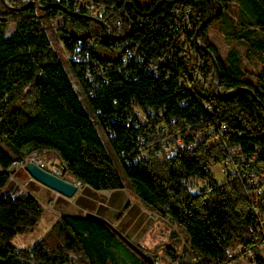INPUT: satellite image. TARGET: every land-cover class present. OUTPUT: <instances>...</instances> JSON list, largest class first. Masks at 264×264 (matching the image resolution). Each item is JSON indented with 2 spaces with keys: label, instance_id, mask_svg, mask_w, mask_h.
Listing matches in <instances>:
<instances>
[{
  "label": "trees",
  "instance_id": "trees-1",
  "mask_svg": "<svg viewBox=\"0 0 264 264\" xmlns=\"http://www.w3.org/2000/svg\"><path fill=\"white\" fill-rule=\"evenodd\" d=\"M29 1L7 0L13 8L0 0V264H147L106 224L86 213L60 215L31 246L17 247L12 238L35 228L44 208L30 191L2 189L14 161L34 151L56 154L70 177L92 188L116 189L126 183L180 230L182 238L171 232L164 246L175 264H228L237 256L228 255L231 246L241 249L238 255L250 254L256 264H264V70L254 80L243 78L237 53L230 51L224 60L209 41L210 21L198 29L219 4L223 10L215 18L226 17L227 0H150L146 5L93 0L103 5L95 14L74 10L73 0ZM179 3L190 5L196 18L191 44L195 47L197 40L203 46L202 80L191 74L190 62L179 59L181 48L170 38L169 23ZM246 3L248 10L240 8L224 36L264 56V0ZM61 13L60 36L90 112L40 19ZM88 15L102 19L106 27ZM184 45L183 52L188 50ZM126 49L135 51L128 61L123 60ZM208 50L219 66V87ZM158 57L166 62L158 63L155 73L149 63ZM240 86L254 96L244 89L223 96ZM132 101L144 111L142 120L133 113ZM220 123L229 129L220 131ZM97 124L109 130L107 141L122 164L125 182ZM161 126L182 138L165 156L154 151ZM195 133L200 134L196 140ZM237 146L240 150L233 152ZM241 154L247 157L229 165L224 181L213 178L214 164ZM247 172L257 174L261 194L250 191ZM194 177L201 180L198 190L191 189Z\"/></svg>",
  "mask_w": 264,
  "mask_h": 264
},
{
  "label": "rangeland",
  "instance_id": "rangeland-1",
  "mask_svg": "<svg viewBox=\"0 0 264 264\" xmlns=\"http://www.w3.org/2000/svg\"><path fill=\"white\" fill-rule=\"evenodd\" d=\"M136 1L141 5H146L148 4L150 0H136ZM227 3H228L227 7L224 8V12L227 14V16L221 17L218 19L214 17L213 19L210 20L209 25H208V30H207V37L209 41L214 44L219 56L222 59L225 60L227 57V54L230 51H234L235 53H237L240 66L245 71L243 78L254 80L256 78V75L264 70V56L261 55L260 53H256L250 50L244 42L229 40V39H226V37L224 36V31L225 29L226 31L229 30L232 24L231 23L232 19L236 20L237 18H239V14H241L240 8L248 10L245 7L247 6L246 0H227ZM221 10H223L222 6H221ZM38 14L42 16L43 10L38 9ZM40 19L44 24L45 30L50 38L53 48L55 49L58 56L63 61L67 74L69 75L70 80L77 94L81 98L86 109L90 112V108L86 102V93L83 91L80 81L76 78V75L74 74L69 64V57H72L71 52L65 48L64 42L60 36L59 27L61 26V24L64 23L65 20L62 23H56L54 19L48 20L44 17H41ZM90 115L93 116L92 113H90ZM97 130L99 134L101 135V137L103 138V140L105 141V144L110 154L112 155L115 167L118 169L123 179L126 180L122 164L120 160L116 157V155L112 152L108 144V141H107L108 137L106 135L105 130L99 127L98 124H97ZM1 145L4 147L6 151H8L11 154L13 153L11 148L7 144L2 143ZM46 157H47V162L45 161ZM39 158H41V160H39ZM20 159L22 160L31 159L36 162L44 161L46 167H49L53 171L60 173V169L51 164V163H58L60 161V158L52 152L46 151L43 153H38L34 151L28 155H24ZM221 166H222L221 164H214L211 167L213 178L217 180L218 182H222L226 178L224 173L220 171ZM12 169H15V170L13 173L10 172L9 181L2 190H6L8 192H14L20 189L27 190V187L25 186V184L29 181L30 182L27 184L29 187H32L31 185L32 182L34 184H38V186H40L39 191L32 190V189L31 191L33 192L34 196L43 205L44 213H43L42 218H44L45 212L52 209V206H53V202L50 200L47 201L46 196L42 194L43 190L47 187H45L44 185H42L41 183L33 179L24 166H20L14 163V166ZM66 175L68 177L67 173ZM63 177L66 178L65 174H63ZM200 181L201 180L196 177L190 178L189 182L191 183V189L198 190L200 186ZM0 192H1V189H0ZM61 196L68 199L67 197L63 195ZM56 219L57 217L55 216L53 219H49L48 221L43 220L38 227L36 226L35 228L31 229L30 231L26 233L18 234L14 236L12 238V242L19 248H25V247L31 246L37 239H39L49 229V227L53 224V222ZM262 219H263V225H264V215H262ZM166 222L165 224L161 226L162 229L159 230L161 232L164 231V233L162 234L163 237L161 238L159 237L155 241L150 243L151 245L150 247H153L154 249L150 250L148 248H144V247H148V244H141V246L144 248V251L147 252V254H149L152 257V259H154V257L156 258V261H155L156 264H175V262H173V260H171V258L165 253L164 246L166 242L169 241V235L171 232H175V234H177L180 238H182V235L180 234V230L176 227V225L169 223V222L166 223ZM240 251L241 249L239 250L238 246H231L228 249L229 256L237 255L228 264H256L252 260L250 254H248L247 257H245L244 255H238ZM260 255L262 256V258H264L263 250L260 252ZM152 264H154V261Z\"/></svg>",
  "mask_w": 264,
  "mask_h": 264
},
{
  "label": "crops",
  "instance_id": "crops-1",
  "mask_svg": "<svg viewBox=\"0 0 264 264\" xmlns=\"http://www.w3.org/2000/svg\"><path fill=\"white\" fill-rule=\"evenodd\" d=\"M66 173L67 170L64 173L65 177L78 185L77 191L66 199L56 191L45 188L42 194L46 196L47 201L53 202V206L45 212V217L38 222L37 227L43 220L48 221L55 216L58 218L67 213L84 215L93 212L108 220L130 241L140 245L148 244V247L144 248L154 249L150 247V243L163 237L164 231L159 230L167 220L160 217L155 209L145 205L126 183L116 189H95L69 175L67 177ZM29 182L25 184L27 191L32 194L31 189L39 191L38 184L32 182V187H29L27 185Z\"/></svg>",
  "mask_w": 264,
  "mask_h": 264
},
{
  "label": "built area",
  "instance_id": "built-area-1",
  "mask_svg": "<svg viewBox=\"0 0 264 264\" xmlns=\"http://www.w3.org/2000/svg\"><path fill=\"white\" fill-rule=\"evenodd\" d=\"M79 8H85L88 12L91 13H97L100 12L103 9V5L96 3L93 0H73V9L74 10H79ZM65 20V15L64 14H58L57 17L54 18V21L56 23H62ZM196 18L194 16L193 9L190 5L188 4H183L179 3L175 6L174 9V15L169 23V28L171 29V41L174 44H178L181 48L180 53H179V59L181 61H186V63L190 62L192 64V69H191V74L195 78H198L202 80L203 78V72H202V66H203V55L204 51H202V46L199 47L200 43L197 42L196 40V45L195 47L192 46L191 42L192 40L196 39L194 24H195ZM123 29V21L122 18H119L117 20V31L121 32ZM191 35L190 38H186V35ZM183 43L185 44L184 47L185 49L188 47V50H185L183 52ZM175 46V45H174ZM135 51H132L131 49H126V54L123 57L124 61H128L127 57L129 55H134ZM166 59L164 57H158L155 61H152L149 63V68L154 71L155 73H158V63H165ZM160 68V67H159ZM166 68V67H165ZM180 81L183 83V76H180ZM188 86V85H187ZM189 87V86H188ZM131 108L133 113H135L138 117L139 120H142L144 118V111L142 108L138 105L135 104L134 101L131 102ZM146 110L149 114L153 113V109L151 106H147ZM219 130H228L229 127L225 123H220L219 124ZM189 131V128L187 129ZM106 135H108L109 130H105ZM200 137V134L195 133V140ZM158 143L159 148L155 149V154L158 156H165L169 155L173 147L177 144H182V138L180 136V133L178 132H169L168 128L165 126H161L159 128V134H158ZM195 140L190 141L189 145L192 146L195 143ZM233 152L235 150H240L239 146L234 147ZM142 156H146L145 152L141 153ZM247 157V155H240L239 158H235L230 155V157L225 161L224 164H221L222 166L220 167V171L224 173L225 176H227V168L229 167L230 164H234V161H239V159L244 160ZM40 160V159H39ZM27 160H16L14 163L24 166L25 162ZM36 162V161H35ZM40 164L42 167H44L43 161L37 162ZM233 176H238V173L234 174ZM244 178L246 180V183L250 186V191H252L254 194L259 195L262 193V187L258 185V176L255 173L252 172H247L244 173ZM206 181L203 180V183ZM229 255V254H228ZM154 264H156L154 262Z\"/></svg>",
  "mask_w": 264,
  "mask_h": 264
},
{
  "label": "water",
  "instance_id": "water-1",
  "mask_svg": "<svg viewBox=\"0 0 264 264\" xmlns=\"http://www.w3.org/2000/svg\"><path fill=\"white\" fill-rule=\"evenodd\" d=\"M1 1L9 7L17 8L16 6H10L9 3L7 2V0H1ZM175 1L176 0H171V2H175ZM29 3L38 4L36 0H31V1H29ZM220 12H221V5L219 4L218 10L213 12L209 16H207L199 24L198 29L203 27L204 24H206L208 21H210L211 19L216 17L218 14H220ZM88 17L97 21L98 23H100L103 27H106V24L104 23V21L102 19H100L96 16H91V15H88ZM208 53H209V55L213 61L214 67H215L216 85H217V87H219L220 86L219 66H218V63H217L216 58L214 57L213 53L210 50H208ZM240 89H244V90L248 91L252 96H254L253 91L250 88H248L247 86H240L235 91H233L227 95H223V93H221V94L225 97H230V96L234 95ZM39 159L41 160V158H39ZM45 161L47 162V157H46ZM51 164L56 166L57 168H59L60 173L53 171L49 167H42L40 164H38L37 162H35L31 159L27 160L25 162L24 167L28 171V173L31 175V177L33 179H35L36 181H38L39 183H41L42 185L56 191L57 193H59L63 196H66V197L73 196V194L77 191L78 185L75 182H72V181L63 177V174L67 170L66 165L63 163V161L61 159L58 163H51ZM11 172L13 173L14 169H12ZM86 215L89 217L96 218L99 221L106 224L121 240H123L145 262H147L148 264L153 263L152 257L149 254H147V252H145L144 249H142L139 245L135 244L134 242L130 241L129 238H127L125 235H123L108 220H106L102 216L97 215L93 212H87Z\"/></svg>",
  "mask_w": 264,
  "mask_h": 264
}]
</instances>
